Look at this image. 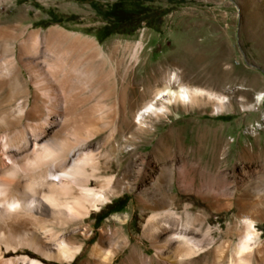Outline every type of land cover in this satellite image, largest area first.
I'll use <instances>...</instances> for the list:
<instances>
[{
    "label": "rangeland",
    "instance_id": "374dc122",
    "mask_svg": "<svg viewBox=\"0 0 264 264\" xmlns=\"http://www.w3.org/2000/svg\"><path fill=\"white\" fill-rule=\"evenodd\" d=\"M113 1L96 2L105 8ZM132 7L141 12L148 7L156 13L98 39L93 29L102 21L88 1L0 0V51L5 43L18 55V41L29 31L44 35L49 29L86 36L103 49L116 45L110 61L104 56L98 87L96 77H85L83 94L91 98L71 112V119L83 113L85 127L78 138L87 139L79 142L75 136L71 140L72 134L68 137L95 153H103L114 140L120 146L109 162L100 157L95 171L118 181L107 201L67 224L48 223L67 245L79 248L72 260L47 257L25 240H20L16 250H6L1 244L2 260L17 256L26 258L18 264H28L31 258L42 264H229L244 220L249 218L255 236L240 259L246 264H264V97L257 110L241 109L242 103H255V95L264 90V0H153ZM137 44L140 48L130 60L126 83L122 80L127 62L124 50ZM41 47L37 56L24 58L49 56ZM88 54L76 48L71 56L85 59ZM97 59V65L102 63ZM169 72H175L182 84L224 93L232 107L217 113L212 102L166 104L164 115L141 124L131 121L152 91L164 85ZM18 77L29 88L30 106L35 87L29 72L21 67ZM126 84L130 92L124 115ZM7 90L3 85L0 96ZM54 91H38V119L43 120L45 108H52L59 95ZM99 96L101 108L94 104ZM113 127L114 140L105 141ZM125 144L129 146L122 148ZM209 176L215 184H207ZM97 184L89 180L90 187ZM35 188L26 189L27 200L33 199ZM124 197L123 207L113 211ZM152 215L153 225L148 222ZM176 233L191 239L189 245L173 241ZM99 240L100 252H93ZM153 241H169L162 257L156 254ZM223 243L224 251L216 257L215 248Z\"/></svg>",
    "mask_w": 264,
    "mask_h": 264
},
{
    "label": "bare ground",
    "instance_id": "6f19581e",
    "mask_svg": "<svg viewBox=\"0 0 264 264\" xmlns=\"http://www.w3.org/2000/svg\"><path fill=\"white\" fill-rule=\"evenodd\" d=\"M41 46L49 56L43 55L41 59L24 58L28 55L37 56ZM2 47L0 89L4 85L8 90L5 95L0 96V264H18L20 260L26 259L15 256L8 261L2 260L1 244L6 250L10 248L16 250L20 248V240H25L31 248L47 257L59 262H67L72 260L79 248L67 245L66 240L56 233L54 226H48V223L67 224L73 219L86 215L91 208L96 209L98 204L107 201L108 195L114 193L118 185V181H114L112 176H100L95 173L100 166L99 158L109 162L112 154L120 147L114 140L115 128H111L105 139V141L113 139L114 142L110 143L103 153L100 151L95 153L79 143L83 140L80 139L79 134L85 127L83 113L79 112L71 119L72 110H80L91 98V95L83 94L86 86L85 77L90 80L96 77L94 82L96 80L98 87L105 57L110 61L117 47L111 45L103 49L91 38L60 29H49L44 35L37 30L29 31L25 38L18 41V55L13 46L8 47L3 43ZM76 48L88 50V57L78 59L76 56H71L73 49ZM138 48L140 44L133 48H129V45L125 47L123 58H126L127 62L122 80L126 83L131 70L130 60L135 57ZM98 57L101 58L102 63L97 65ZM21 67L27 69L35 87L34 101H32L34 103L30 106L28 105L29 88L18 77ZM110 70L114 73L115 68L112 66ZM36 78L43 81L38 82ZM50 85V89H56L57 91L54 92L59 95L55 97L52 108L51 106L45 108L46 113L41 120L36 117L40 108L37 100L38 91L50 90L48 87ZM128 92L130 91L126 84L122 93L124 115L129 100ZM41 94L43 96L45 93ZM152 94L140 109L134 111L131 121L141 124L146 123L147 118L164 115L167 113L166 104L182 103L190 106L194 103L212 102L213 109L217 113L232 107L230 98L224 93L182 84L175 72H169L164 85L153 90ZM17 96H20V99L16 102ZM263 97L264 90L255 95V103H242L241 109L257 110V104H260ZM101 98L100 96L95 98L94 102L95 106L100 108ZM262 114L264 117V111ZM52 115H55V118L51 121ZM45 127L51 128L46 130ZM138 128L142 129L140 126ZM70 134L72 141L74 136L80 137L76 139H80L79 142L72 143L68 137ZM82 137L84 138L83 135ZM131 137L133 138L134 135ZM125 146L129 144L123 145L122 148ZM91 179L98 183L97 186H89ZM215 183L216 180L211 176L207 178L208 185ZM31 186L36 187L32 189L35 194L34 197L31 196L33 199L27 200L26 197L30 194L26 193V189ZM71 194L73 197L67 198ZM154 216L148 219L151 225ZM238 235L229 264H246L240 259V255L247 252L248 242L255 236L249 218L244 220V227ZM172 238L173 241L186 245L191 242V239L178 233L172 235ZM168 244L169 241L162 244L153 241L155 252L159 257L163 256L166 248L169 249ZM224 246L225 243L215 248L216 257L222 255ZM100 249L99 240L94 244L93 252H100ZM193 249L197 250L195 246ZM28 264L42 263L31 258L28 259Z\"/></svg>",
    "mask_w": 264,
    "mask_h": 264
},
{
    "label": "trees",
    "instance_id": "16d2710c",
    "mask_svg": "<svg viewBox=\"0 0 264 264\" xmlns=\"http://www.w3.org/2000/svg\"><path fill=\"white\" fill-rule=\"evenodd\" d=\"M88 1L91 9L96 13V15L102 21V24L93 29V33L98 39H104L113 32L120 29L123 24L131 23L135 19L137 20L136 25L140 23L141 20L145 21L146 17L156 13L155 10L148 7L142 8L144 12L132 6H137L143 2H151L153 0H115L110 3L105 8H102L97 4V0H81ZM184 1V0H179ZM171 2V0H167ZM163 13L160 12L156 16L158 19ZM126 198L118 200L116 203L120 202V205L114 207L113 211H117L123 207Z\"/></svg>",
    "mask_w": 264,
    "mask_h": 264
}]
</instances>
